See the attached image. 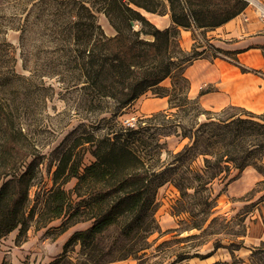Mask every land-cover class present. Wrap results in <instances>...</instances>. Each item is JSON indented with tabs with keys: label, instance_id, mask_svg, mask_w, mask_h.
<instances>
[{
	"label": "trees",
	"instance_id": "16d2710c",
	"mask_svg": "<svg viewBox=\"0 0 264 264\" xmlns=\"http://www.w3.org/2000/svg\"><path fill=\"white\" fill-rule=\"evenodd\" d=\"M64 2L72 12L59 24L66 40L65 67L53 75L59 74L70 95L68 107L85 113L90 122L82 121L61 149L38 212L28 206L43 154L35 146L26 150L23 139L27 136L21 128H2L0 238L18 228V242L31 226L40 230L60 219V225L47 230L56 232L52 239L77 224L88 226L74 231L62 252L47 264H105L128 258L137 264H161L174 251L169 264L204 257L199 250L208 242L207 233L220 225V217L212 215L223 191L213 195L214 181L227 179L228 184L248 166L264 176V110L257 113L228 105L212 111L202 106L199 97H190L191 81L185 71L195 59L205 57V50L195 46L185 51L180 28L218 27L243 12L247 1ZM99 13L106 16L114 35L106 34ZM146 14H168L171 24L159 27ZM207 48L215 55L227 54L211 44ZM166 80L170 81L167 86L163 85ZM148 91L167 97V110L121 121L124 110ZM205 91L201 89L200 95ZM172 135L188 142L175 152L163 140ZM84 150L94 161L81 171ZM28 157L18 169V159ZM234 170L237 174L231 176ZM73 178L76 183L67 190L65 184ZM165 183L179 192L173 215L187 218L176 228L162 230L156 193ZM257 192L254 187L241 199L250 200ZM238 215L240 241L226 246L233 262L212 264H239L234 252L241 247L248 226L246 216ZM193 230L197 232L179 236ZM190 239L197 241L172 248ZM259 254H264V241L252 249L251 257Z\"/></svg>",
	"mask_w": 264,
	"mask_h": 264
},
{
	"label": "rangeland",
	"instance_id": "374dc122",
	"mask_svg": "<svg viewBox=\"0 0 264 264\" xmlns=\"http://www.w3.org/2000/svg\"><path fill=\"white\" fill-rule=\"evenodd\" d=\"M64 1L0 0V147L4 138L2 128L14 126L16 129L21 128L26 134L27 137L23 142L27 151L35 146L43 154L38 177L29 195L28 208L29 210L34 208L36 212L41 208L45 192L51 187L53 171L61 149L68 144L82 121L90 122L86 119L85 113H79L75 108L68 107L67 100L70 95L65 91L64 83L59 80V74L53 75L54 72L57 73L65 67L63 50L66 40L59 31V24L68 20L72 12ZM146 15L161 27L167 21V18L155 14ZM98 21L107 35H114L115 31L104 14H98ZM169 83L170 81L166 80L163 85L167 86ZM168 106L167 97H159L148 91L126 108L119 119L134 120L167 110ZM2 107L7 109L6 112L3 113ZM203 107L212 111H220L224 108ZM163 140L167 141L168 147L175 152L188 142L187 139L176 135L168 136ZM165 157L164 152L163 158ZM30 158H19L17 168L22 170V164H26ZM93 161L94 157L91 153L84 150L80 170L83 171ZM199 163L200 160L197 161V164ZM253 170L252 167H248L228 184H226L227 179L214 181L213 195L216 196L223 191L212 215L220 217L218 221L220 225L208 230V242L199 250L204 257H189L179 264L233 262L226 246L232 241L236 243L240 241V237L236 235L241 228L238 224V213L246 216L245 222L248 227L241 247L234 252L236 260L239 264H264V254L260 255V253L256 258L251 257L252 249L261 246L264 241V199L262 198L264 183L261 182L263 179L255 181ZM235 174H237L236 170L232 171L231 176ZM75 183L76 179L73 178L65 184V188L71 189ZM254 187L258 192L252 199H241ZM178 198L179 192L172 184L165 183L158 188L156 216L162 230L176 228L180 220L187 218V215L175 216L172 213L173 205ZM60 224L59 219L40 230L31 226L18 242V228L0 238V264H47L50 262L48 257L56 256V253L62 249L67 234L88 226V223L77 224L57 238L58 240L53 241L52 237L56 232L52 231L48 234L47 230ZM193 232L197 231H184L179 236ZM169 236H164L159 241ZM196 241L197 239L185 240L179 245H173L172 248L188 246ZM214 245L219 247L215 248ZM76 248L78 250L79 246ZM175 253L176 251L161 260V264H169ZM72 254L76 256V253ZM105 264H137V261L128 258Z\"/></svg>",
	"mask_w": 264,
	"mask_h": 264
},
{
	"label": "crops",
	"instance_id": "0c3cea01",
	"mask_svg": "<svg viewBox=\"0 0 264 264\" xmlns=\"http://www.w3.org/2000/svg\"><path fill=\"white\" fill-rule=\"evenodd\" d=\"M255 9L249 5L234 18L212 29L180 28V44L185 51H191L195 46L205 50V57L195 59L185 71L191 81L190 97H199L203 106L238 105L257 113L264 110V23ZM157 16L167 18L162 27L171 24L168 14ZM209 44L227 54H213L207 48ZM203 88L206 91L200 95ZM252 168L255 181L264 179ZM68 231L52 240H58ZM71 234H67L65 242ZM64 243L56 256L62 252ZM56 256L48 258L51 261Z\"/></svg>",
	"mask_w": 264,
	"mask_h": 264
},
{
	"label": "built area",
	"instance_id": "2783aa9c",
	"mask_svg": "<svg viewBox=\"0 0 264 264\" xmlns=\"http://www.w3.org/2000/svg\"><path fill=\"white\" fill-rule=\"evenodd\" d=\"M248 6H255V10L261 22L264 23V3L261 0H245Z\"/></svg>",
	"mask_w": 264,
	"mask_h": 264
}]
</instances>
